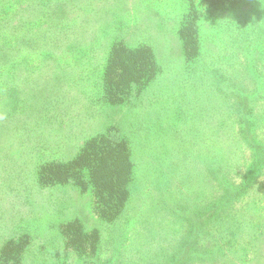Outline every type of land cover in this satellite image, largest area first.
<instances>
[{
	"label": "rangeland",
	"instance_id": "obj_1",
	"mask_svg": "<svg viewBox=\"0 0 264 264\" xmlns=\"http://www.w3.org/2000/svg\"><path fill=\"white\" fill-rule=\"evenodd\" d=\"M51 1L40 3L48 9ZM0 6V18H6L11 4ZM73 7L68 14L70 7L58 5L55 18L33 23L62 27L65 51L52 41L56 29L41 31L53 34L42 40L43 52L22 54L16 67L0 73V264H208L216 246L233 243L222 226L264 199V157L247 179L252 154L238 113L242 97L256 94L251 120L262 130L257 135L264 150V0L217 6L204 0H83ZM118 45L134 56L110 73L111 104L105 76ZM64 67L73 70L66 75ZM35 75L55 89L53 101L28 90ZM114 127L129 144L134 167L119 216L94 187L84 192L75 178L44 185L58 172L87 179L95 168L77 171L79 155ZM213 137L229 138L231 152L214 170L207 160L216 148ZM235 160L241 162L236 182L257 175L256 184L228 199L223 177ZM45 165L56 173L40 176ZM262 214L236 224L238 237L252 242L247 233L264 221ZM231 253L214 264H239Z\"/></svg>",
	"mask_w": 264,
	"mask_h": 264
},
{
	"label": "trees",
	"instance_id": "obj_2",
	"mask_svg": "<svg viewBox=\"0 0 264 264\" xmlns=\"http://www.w3.org/2000/svg\"><path fill=\"white\" fill-rule=\"evenodd\" d=\"M0 1H6L7 3L11 4L9 8H11V11L9 15H7L6 18H0V73L6 72L8 69H12V67L17 66V60L19 57H22V54H39L43 52L44 47L42 46V40L48 41L49 38L53 34L52 32L50 34L46 33L40 34L41 31L47 32L49 30L55 31L56 29V35H54L53 42H58L59 45H57L58 51L61 50L62 47V41L66 38L62 32V27L59 25H50L49 23H44L46 26H48V29H42V27H38L34 25L33 23L35 21H40L42 19H46L47 17L55 18L57 16V13H55V9L58 5H60L61 9L65 7H70L72 10H68V14H71L73 9H76L73 6L79 5L80 2L83 0H52L51 3H53L54 7L52 8H43L44 5L40 3L42 0H22L21 3H17L18 0H0ZM206 1L210 6H217L219 4H227L232 2V0H204ZM78 2V4H76ZM17 3V4H15ZM40 4V5H39ZM39 6V7H37ZM42 6V7H41ZM62 9V10H63ZM4 10L3 6H0V12ZM64 11H62L63 13ZM59 13V12H58ZM50 14V15H49ZM1 15V14H0ZM54 21V20H53ZM42 25V26H44ZM44 26V28L46 27ZM42 29V30H41ZM63 37V38H62ZM47 46L53 47V45H49L47 43ZM66 47L63 48L62 51H65ZM122 57V59H117L118 57ZM133 52L131 48L128 46H121L118 45L114 47L113 51L111 52L109 61H108V68L107 72L108 75L105 76V82L109 85V92L108 96L111 98L109 100L108 96L106 95V98L111 104L113 103L112 95H114V89L112 87V83L110 81V73L115 69V67L118 65L117 63L122 62L124 65L129 64V59L133 58ZM197 56V55H196ZM195 56V57H196ZM153 61L156 65V57L153 55ZM53 70H56V65L59 64L58 61L52 62ZM116 65V66H114ZM114 66V67H113ZM19 67L17 72H22L24 69H21ZM20 69V70H19ZM4 70V71H2ZM19 70V71H18ZM73 70L72 67H64L62 69V72H64L66 75L69 74ZM33 80V88L28 87V90L32 92H37L41 95H46L45 99L42 101L48 102L53 101L51 99L52 96L49 94L53 93L55 89L53 87H49L44 77H41L40 75H35ZM51 82L55 81L56 79H53L51 76L50 79ZM41 81V84H39ZM132 83H137L136 81H133ZM148 84H146L147 86ZM18 85L12 86L13 90L18 91L21 90L17 87ZM121 86V85H120ZM36 87H39L36 89ZM242 95V94H240ZM256 97V94H249V96H243L242 100H245V102H242V109L238 111L240 114V118H242V124L243 129L245 132V140L244 145H247V148L249 149L250 153L252 154V163L249 165V169L246 173V178L248 179L249 172H252V176L257 170L256 164L258 160H262L264 157V150L262 149V146H259L260 140L258 139L259 136L257 135L258 132H261L262 130H259L256 124L251 120L252 114L254 113L253 108L250 105V102ZM253 98V99H252ZM37 100H35L34 104H36ZM248 104V105H247ZM211 143H215L214 145L217 148H213L214 151H211L210 156L208 157V162L213 165V170L215 167L220 165L222 163V160L226 157V155L231 154L230 152V146L229 141L230 139L227 138L224 141L221 140L220 142L216 139L211 138ZM218 151H220L218 153ZM216 158V159H215ZM90 159V160H88ZM81 160V167L78 168L79 162ZM78 165L76 166V170L80 171L84 168H88L90 165L94 170L91 171V173H87V179L84 177V175H81L78 172H69L67 174H64L62 172H58V176L55 177L52 173H56V170H52L49 165H45L42 167V171H40V176L42 173L46 174V176H50L49 182H46L45 186H54L58 184H66L70 182V179H74L73 181L78 187L81 188L82 191H88L91 186L94 187L96 190L97 195H99L100 199L112 204L114 207V213L115 215H118L119 213L124 210V208L127 205V201L130 198L129 195V185L131 181L133 180V173H134V167H133V159L131 155V150L129 147V144L127 143L124 136L121 134V130L117 127L110 128L106 133L103 135H100L98 137L92 138L89 142H87L81 152V154L78 157ZM241 162H237L235 160V163L231 166L226 167V176L224 178V189L225 191H229L228 199L235 198L239 193H244V190H247V185L254 186L256 184L255 179L256 176L253 177V179L248 183L247 179L243 180L241 183L236 182L237 178L235 175H241L239 171L235 168L236 165H239ZM254 168V169H253ZM212 170V172H213ZM221 175V174H219ZM248 175V177H247ZM62 178H69V179H61ZM221 178V177H219ZM91 184V185H90ZM264 200V199H263ZM263 200H259L258 205L256 207H252L251 211L246 213H240L243 215H238V221H229L226 223L227 227V238L229 242L231 243V246L227 248V244L224 245L223 248H219L218 246L215 247V250L211 251L209 256L207 257V263L208 264H214L217 260L221 259L220 254H224L226 252H232V259L234 261L239 262V264H244L243 260L245 261V257L247 255H250V259H247L245 261V264H264V221H260V223L254 227V233L250 234L249 232L247 235L249 237L253 238L252 242L247 241L245 239L246 237H238V235L235 233V225L240 224V222L243 223V220L247 219L251 222L256 218L257 215H260L261 213L264 219V203ZM119 216V215H118ZM210 216H213L211 214ZM258 217V216H257ZM262 218V217H261ZM257 220V218H256ZM245 230V229H244ZM245 233V231H244ZM254 234H257V236L254 239ZM243 236V235H242ZM173 236H170V238H167L165 241V249H169V247L173 243ZM223 238L224 235H222ZM188 241V240H187ZM188 244V242H186ZM184 244V243H183ZM181 244V246H183ZM188 248V247H186ZM225 252L223 253V251ZM186 254L185 252H183ZM9 261V256L7 254L2 255V262L7 263ZM185 259L182 257L181 263H184ZM172 264V263H170ZM176 264V263H174ZM179 264V263H177ZM233 264H236L233 262Z\"/></svg>",
	"mask_w": 264,
	"mask_h": 264
}]
</instances>
